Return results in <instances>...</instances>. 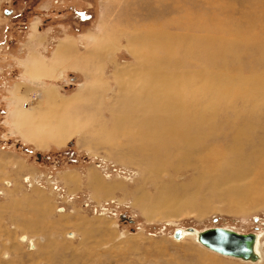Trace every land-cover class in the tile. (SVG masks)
Listing matches in <instances>:
<instances>
[{
  "label": "rangeland",
  "instance_id": "1",
  "mask_svg": "<svg viewBox=\"0 0 264 264\" xmlns=\"http://www.w3.org/2000/svg\"><path fill=\"white\" fill-rule=\"evenodd\" d=\"M162 1L0 0V264H264L259 133L245 143L246 169L206 176L184 167L156 176L131 137L113 132L122 97L117 76L128 80L138 66L131 43L175 17ZM203 1L178 6L227 16L218 11L227 0L209 9ZM239 2L232 0L231 13ZM51 90L57 101L45 110ZM17 104L42 110L33 123L37 141L16 124ZM61 115L77 128L57 143L51 135ZM211 228L259 235L263 260L224 257L195 236H177ZM195 250L211 258L200 260Z\"/></svg>",
  "mask_w": 264,
  "mask_h": 264
},
{
  "label": "bare ground",
  "instance_id": "2",
  "mask_svg": "<svg viewBox=\"0 0 264 264\" xmlns=\"http://www.w3.org/2000/svg\"><path fill=\"white\" fill-rule=\"evenodd\" d=\"M169 1L175 17L153 24L160 30H148L138 45L131 43L137 69L128 80L117 76L122 97L118 101L121 110L119 107L118 112L114 111V134L129 135L148 171L156 176L169 172L168 169L179 172L184 167L208 171L206 176L217 170L246 169L251 165L245 143L257 138V133L261 144L255 145L258 158L257 154L254 156L257 164L263 166L264 115L259 111L264 109V0H240L238 14H233L232 0H227L226 6L218 8L219 12H227L225 17L182 12L180 0ZM203 2L210 3L208 9L214 3ZM164 27L174 28L175 34L164 31ZM36 111L18 110V116L14 114L22 133L35 141ZM22 113L28 114L22 117ZM222 116L224 119H220ZM57 117L51 139L62 143L77 126L64 115ZM216 135L222 140H215ZM202 232L179 230L182 238L195 236L197 242ZM259 239L256 235L249 260L225 256L199 244L224 257L261 263ZM195 252L200 260L211 258L202 251Z\"/></svg>",
  "mask_w": 264,
  "mask_h": 264
},
{
  "label": "water",
  "instance_id": "3",
  "mask_svg": "<svg viewBox=\"0 0 264 264\" xmlns=\"http://www.w3.org/2000/svg\"><path fill=\"white\" fill-rule=\"evenodd\" d=\"M177 236H180V233H177ZM255 239V234H240L226 228L207 229L198 238L202 245L214 252L244 260L253 256Z\"/></svg>",
  "mask_w": 264,
  "mask_h": 264
},
{
  "label": "crops",
  "instance_id": "4",
  "mask_svg": "<svg viewBox=\"0 0 264 264\" xmlns=\"http://www.w3.org/2000/svg\"><path fill=\"white\" fill-rule=\"evenodd\" d=\"M32 75V74H31ZM42 93H44V90L42 91ZM48 95H49V99L50 100H52V101H50V102H48V98H47V103H46V105H45V110H47V109H49L50 107H49V105H51L54 101H57V100H55V98L57 99V97L55 96V94L53 93V91L51 90V91H48ZM51 103V104H50ZM56 105V104H55ZM58 105H61V103H59ZM17 106H19V107H17L16 109H15V112H14V114L15 115H17L18 113H17V111L18 110H21L22 112L24 111L20 106V104H17ZM35 110H37L36 112L38 113V115L39 114H42V110L41 109H39V108H35ZM41 110V111H40ZM25 112H27V111H25ZM15 115H14V118H15ZM18 116V115H17Z\"/></svg>",
  "mask_w": 264,
  "mask_h": 264
}]
</instances>
